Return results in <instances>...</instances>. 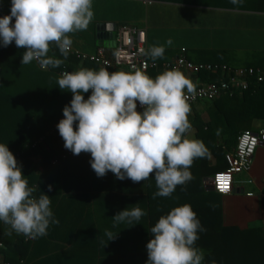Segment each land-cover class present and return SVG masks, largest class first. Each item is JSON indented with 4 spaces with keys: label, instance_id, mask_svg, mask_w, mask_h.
Masks as SVG:
<instances>
[{
    "label": "trees",
    "instance_id": "1",
    "mask_svg": "<svg viewBox=\"0 0 264 264\" xmlns=\"http://www.w3.org/2000/svg\"><path fill=\"white\" fill-rule=\"evenodd\" d=\"M142 1L264 13V0H239L237 4L231 0ZM10 9L11 0H0L1 15H9ZM24 51L14 41L8 47H3L0 41V144H8L29 187L36 189L34 196L47 193L51 209H96L111 213L104 217L107 222L118 212L137 204L146 213L139 221L115 225L119 231V248L110 246L109 255L113 250L123 253L122 260L115 264H146V245L153 238L150 229L162 215L185 204L191 206L205 229L198 232L199 239L194 245L203 250L202 264H212V261L216 264H264V228L227 226L223 215L217 213L214 220L213 204L216 203L215 196L220 195L207 191L203 184L204 179L228 168L226 155L234 151L240 134L252 131L257 121L264 123V83L253 88L256 92L251 89L234 93V96L225 94L214 101L199 104L193 113L187 114L190 129L196 130V139L203 143L206 154L193 160L189 181L178 185L171 196L153 199L158 191L154 173L141 182L119 180L111 171L101 178L91 167L90 153L74 155L64 147L65 141L57 125L64 118L63 109L70 104L73 94L61 90L57 78L63 71H77L81 67L98 71L100 67L90 61L82 62L70 52L64 59L59 49L50 44L48 55L64 59V63L43 71L36 61L22 65ZM206 53L221 56L213 61L216 64L227 63L226 57L231 56L224 50ZM256 59V63L245 68L264 66V51ZM227 66L236 69L228 63ZM108 70L126 71L122 68ZM160 73L150 70L146 74L154 79ZM194 79L200 87L228 81L229 76L202 72L194 74ZM90 95V91L84 93L85 100ZM77 124L74 122V128ZM211 159L215 160L214 164ZM9 231L10 226L0 221V264H44L50 262L58 250L52 244H46L43 236L28 238L15 231L8 235Z\"/></svg>",
    "mask_w": 264,
    "mask_h": 264
},
{
    "label": "clouds",
    "instance_id": "2",
    "mask_svg": "<svg viewBox=\"0 0 264 264\" xmlns=\"http://www.w3.org/2000/svg\"><path fill=\"white\" fill-rule=\"evenodd\" d=\"M93 16L92 0H11L10 14L0 17V41L3 47L14 41L25 49L22 65L36 61L44 70L58 68L71 50L68 34L87 30ZM171 43L169 39L167 44ZM50 44L64 59L48 55ZM164 52L163 46H152L145 55L155 61ZM57 84L73 94L57 125L64 147L74 155L90 153L98 177L111 171L119 180L141 182L154 173L158 191L153 199L169 197L192 178L193 160L206 154L202 142L185 137L191 126L184 89H194L178 70L153 79L140 69L110 72L81 67L61 72ZM137 101L143 112L137 111ZM74 122H78L75 128ZM35 191L8 144H0V221L10 226L8 235L15 231L36 238L47 234L50 223H59L53 218L49 195L36 197ZM145 214L134 204L112 218L117 224L132 223ZM200 231L205 229L190 205L173 208L150 229L153 238L146 245V264H202L203 250L194 246ZM105 235L109 241L116 237L110 231Z\"/></svg>",
    "mask_w": 264,
    "mask_h": 264
},
{
    "label": "crops",
    "instance_id": "3",
    "mask_svg": "<svg viewBox=\"0 0 264 264\" xmlns=\"http://www.w3.org/2000/svg\"><path fill=\"white\" fill-rule=\"evenodd\" d=\"M95 1H100L104 16L96 17L93 26H89V36L94 35L93 45L87 41L89 36L86 39L80 33L78 37L69 35L73 41L72 47L87 54H93L99 47L106 48L110 54L115 50L117 35L106 32L104 27L107 24L145 31L147 51L152 46H163L165 52L162 59L153 61L147 55L151 62H172L184 56L195 64H213L221 56L206 52L224 50L231 53L226 57V62L236 69H242L256 63V57L264 51V13L142 0ZM98 27L108 35L103 42L97 38ZM169 39L172 40L170 45L167 44ZM207 60L212 62H205ZM157 71L164 72L162 69ZM183 75L193 87L199 85L193 74L185 72ZM263 128L264 123L257 121L251 130ZM185 137L197 140L196 130L189 129ZM214 162L211 159V164ZM206 179L203 180L204 187ZM247 180L252 184L240 185L237 182L231 195L215 196L216 203L212 210L214 220L217 213L223 215L227 226L264 228V144L257 149L251 173L236 177V181ZM51 210L53 218L59 223H50L43 237L46 244H52L58 250L51 263L44 264H115L122 260V252L113 250L109 255L108 251L110 246L119 248L117 223L114 220L107 222L104 218L111 213L96 209ZM106 231L116 237L109 241Z\"/></svg>",
    "mask_w": 264,
    "mask_h": 264
},
{
    "label": "built area",
    "instance_id": "4",
    "mask_svg": "<svg viewBox=\"0 0 264 264\" xmlns=\"http://www.w3.org/2000/svg\"><path fill=\"white\" fill-rule=\"evenodd\" d=\"M3 16L5 15L0 14V17ZM104 28L106 32L117 35V45L112 54L104 47H99L93 54H87L74 49L72 46L70 53L76 55L82 62L90 61L97 64L100 68H122L128 72L140 69L145 73L150 70L162 69L164 71L178 70L182 74L186 72L194 75L208 72L229 76L228 81L200 87L196 86L193 87L194 90L191 92L185 88V99L189 106L187 114L193 113L195 108L201 103L214 101L225 96V94L234 96V93L237 92H246L251 89L255 91L253 88H257V85L264 83V66L232 69L225 64H195L184 56L172 62H151L145 55L147 52L145 31L129 26L116 27L113 24H107ZM38 66L44 71L39 64ZM89 91L92 93V90ZM137 111L143 112V107L138 101ZM262 144H264V128L258 131L242 132L238 137L234 151H230L226 155L228 168L225 171L216 173L211 179L213 191L220 196H228L235 190L237 182L240 185L252 184L250 180L236 181V177L251 173L257 149ZM69 155L71 154L67 156Z\"/></svg>",
    "mask_w": 264,
    "mask_h": 264
},
{
    "label": "rangeland",
    "instance_id": "5",
    "mask_svg": "<svg viewBox=\"0 0 264 264\" xmlns=\"http://www.w3.org/2000/svg\"><path fill=\"white\" fill-rule=\"evenodd\" d=\"M92 11L94 12V16H93V19L92 21L90 22L89 26H93V24L95 23L94 20L96 17H103L104 16V12H103V7L100 3V1H95V0H92ZM87 28V30H84V31H77L75 33H69L68 35L70 36H73L75 37L76 34L80 33L81 36L84 35L86 36V39L87 37L89 36V31H91V28ZM264 31V30H263ZM263 37H264V32H263ZM88 43H91V45H93L94 43V35L93 34H90V36L88 37ZM263 44H264V38H263Z\"/></svg>",
    "mask_w": 264,
    "mask_h": 264
},
{
    "label": "water",
    "instance_id": "6",
    "mask_svg": "<svg viewBox=\"0 0 264 264\" xmlns=\"http://www.w3.org/2000/svg\"><path fill=\"white\" fill-rule=\"evenodd\" d=\"M97 30H98L97 38L100 40V42H103L104 39H106L108 35H105V34L103 33L104 30L101 29L100 27H98ZM211 179H212V178H210V177L206 179L205 187H206L207 191L213 192V187H212Z\"/></svg>",
    "mask_w": 264,
    "mask_h": 264
}]
</instances>
